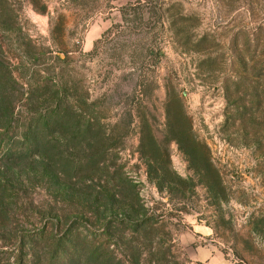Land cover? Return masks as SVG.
<instances>
[{"label": "rangeland", "instance_id": "374dc122", "mask_svg": "<svg viewBox=\"0 0 264 264\" xmlns=\"http://www.w3.org/2000/svg\"><path fill=\"white\" fill-rule=\"evenodd\" d=\"M0 138V264H264V0H0Z\"/></svg>", "mask_w": 264, "mask_h": 264}, {"label": "trees", "instance_id": "16d2710c", "mask_svg": "<svg viewBox=\"0 0 264 264\" xmlns=\"http://www.w3.org/2000/svg\"><path fill=\"white\" fill-rule=\"evenodd\" d=\"M53 83H54V87H56V90H57V92L59 93V94H61L62 96H64V94H66L65 93V91H62V92H60V89H61V86L60 87H58L56 84V81H54L53 80ZM46 89V88H45ZM53 100V97L51 96V101ZM62 101H63V99H62V97H60L59 96V98L56 100V102L54 103V105L52 106V111L50 112V114L49 115H51V114H54V115H52V116H50L51 117V119L53 120V122H54V124L56 125V126H58V125H60V122H62V117L64 116V114H65V111H64V108L61 110L60 108H61V103H62ZM53 118H60V119H53ZM55 120V121H54ZM47 124H48V120H43V128H45L46 126H47ZM32 126L29 124L28 126H26L25 127V130H24V132H23V137H22V140H24L25 141V144L26 143H28L29 141H30V143L31 144H33L34 143V137H33V134L32 133H30L29 132V128H31ZM1 139V138H0ZM7 152H10V153H12L13 154V152H11V150L9 151L8 149L6 150ZM109 226H110V223H108V224H106L104 227V232H105V237H108L109 236V233L106 231V229L108 230V228H109ZM136 226H138V225H136ZM104 234V233H103ZM83 250H87V255L89 256V258H91V257H97L98 259L99 258H102V257H108V253H104V251L101 249L98 253H95L96 251V249H90V248H88V247H86V248H84ZM85 260V259H84ZM88 262H91V261H89V259H88ZM97 263V262H96Z\"/></svg>", "mask_w": 264, "mask_h": 264}, {"label": "crops", "instance_id": "0c3cea01", "mask_svg": "<svg viewBox=\"0 0 264 264\" xmlns=\"http://www.w3.org/2000/svg\"><path fill=\"white\" fill-rule=\"evenodd\" d=\"M198 232H204V231L202 229H199ZM208 232H209V230L207 229V233L206 234H208Z\"/></svg>", "mask_w": 264, "mask_h": 264}]
</instances>
